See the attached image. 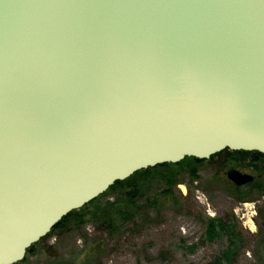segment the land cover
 <instances>
[{"label": "water", "instance_id": "obj_1", "mask_svg": "<svg viewBox=\"0 0 264 264\" xmlns=\"http://www.w3.org/2000/svg\"><path fill=\"white\" fill-rule=\"evenodd\" d=\"M226 150L264 155V0H0V264L117 182Z\"/></svg>", "mask_w": 264, "mask_h": 264}, {"label": "rangeland", "instance_id": "obj_2", "mask_svg": "<svg viewBox=\"0 0 264 264\" xmlns=\"http://www.w3.org/2000/svg\"><path fill=\"white\" fill-rule=\"evenodd\" d=\"M221 166L219 159L204 161L197 167L195 180L188 164L139 178L143 212L135 223L111 235L98 219L89 220L49 238L18 264H209L231 246L225 233L213 242L206 239L209 220L234 226L241 252L235 264H260L264 257V174L255 175L234 164ZM229 169L254 176V182L236 187L227 179ZM169 175L178 184L171 188V200L165 204ZM116 195L101 198L96 212L107 201L116 200Z\"/></svg>", "mask_w": 264, "mask_h": 264}, {"label": "trees", "instance_id": "obj_3", "mask_svg": "<svg viewBox=\"0 0 264 264\" xmlns=\"http://www.w3.org/2000/svg\"><path fill=\"white\" fill-rule=\"evenodd\" d=\"M213 159H219L220 163H222L221 167L228 166V164H234L235 167L249 170L255 175L258 174L261 176L264 174V155L259 153L231 152L226 150L212 157L210 160ZM203 162L204 161L187 158L177 165L166 164L145 171H140L124 182H117L105 194L90 202L81 210L74 211L63 218L62 221L53 228L50 234L32 246L28 253H30L31 250L36 249L37 246L44 244L49 238L53 236H61L62 234L70 231L72 228H80L89 220L96 221L95 219H98V222L103 227V230L105 229L111 235L116 234V232L124 226L130 223H135L136 219L143 212L142 207L139 205V202L142 199V189L141 185H139V178L151 176L161 169H175L188 164L189 174L195 180L198 179L197 167ZM165 179L167 182L165 183L166 187L163 192L162 200L165 204H167L171 200V188L176 186L178 181L174 180L172 175L166 176ZM113 192L117 194L116 200L112 202L107 201L104 208L102 207L99 212H96V207L100 199L107 197ZM262 195H264V191H262ZM243 199L244 198L240 196V200L244 201ZM91 208H93L92 212L90 210ZM219 233H225L231 238V246L209 264H235L241 254V252H238V233H235L234 226L223 223L222 221L209 220L206 239L209 242H213L218 238ZM260 264H264V257L261 259Z\"/></svg>", "mask_w": 264, "mask_h": 264}]
</instances>
